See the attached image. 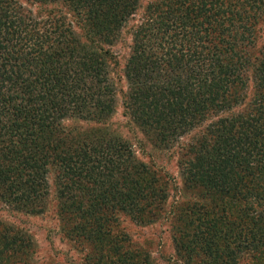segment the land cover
I'll return each mask as SVG.
<instances>
[{"label": "trees", "instance_id": "trees-1", "mask_svg": "<svg viewBox=\"0 0 264 264\" xmlns=\"http://www.w3.org/2000/svg\"><path fill=\"white\" fill-rule=\"evenodd\" d=\"M0 0V201L44 213L81 264H150L123 218L167 223L185 264H264V0ZM62 7V8H61ZM131 25L122 106L128 128L180 153L169 175L114 129L112 44ZM126 128V125L124 126ZM128 132H131L129 129ZM31 236L0 219V264H31Z\"/></svg>", "mask_w": 264, "mask_h": 264}, {"label": "rangeland", "instance_id": "rangeland-1", "mask_svg": "<svg viewBox=\"0 0 264 264\" xmlns=\"http://www.w3.org/2000/svg\"><path fill=\"white\" fill-rule=\"evenodd\" d=\"M27 7L31 8L34 13L45 15L50 9L58 8L59 5L39 4L31 0H18ZM151 0H141L142 7ZM62 8V7H61ZM141 11H137L131 17L130 23L123 29L122 34L112 44L111 49L115 57V63H112L110 76L114 81L117 94V105L112 116V127L116 130L121 129V133L129 140H134L136 133L139 137L142 136L144 140V148L139 150L137 156L140 159H147L150 157L153 167H159L165 171L172 183V190L170 191V199H174L179 195V190L182 188V178L178 160L182 148L191 141L201 130L198 126L184 136L180 137L170 147L160 148L152 146L146 141L143 135L136 129L128 128L126 116L122 106L123 94L127 88V82L124 76V65L130 53L131 46V25L139 23L141 19ZM259 41L264 42V19L259 23ZM126 125V128L124 127ZM131 132H128L127 130ZM50 192L48 195L49 205L44 213L38 215H28L22 212L9 211L6 206L0 201V219L5 222H11L21 227L26 231L33 240V261L31 264H81L83 255L77 248L72 246V241L66 240L63 234L60 233L59 223L56 216V198L54 192V182L49 177ZM126 234H128L132 246L135 248L143 247L151 257L150 264H185L176 257L171 238V232L165 222H156L153 224H140L123 218L120 225ZM235 264H255L253 257L250 255H241L239 261Z\"/></svg>", "mask_w": 264, "mask_h": 264}]
</instances>
